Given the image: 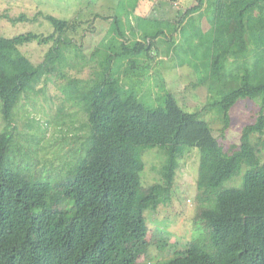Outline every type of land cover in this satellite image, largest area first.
<instances>
[{
    "label": "trees",
    "instance_id": "16d2710c",
    "mask_svg": "<svg viewBox=\"0 0 264 264\" xmlns=\"http://www.w3.org/2000/svg\"><path fill=\"white\" fill-rule=\"evenodd\" d=\"M140 1L134 0L130 15ZM181 12L175 18L137 16L148 19L142 30L130 15L125 23L115 13L88 55L72 36L83 20L43 11L0 14L14 24L42 16L53 27L46 35L0 34V264H150L140 259L152 261V246L164 252L168 239L151 241L145 213L172 201L181 160L193 149L199 153L195 232L186 251L152 264H264V0H194ZM194 17L196 30L188 33ZM160 22L162 28L152 27ZM160 38L166 51L158 47ZM34 42L51 43L38 63L21 50ZM159 49L175 60L172 67L189 65L199 73L197 83L208 90L203 109L184 110L171 92L152 107L142 102L141 86L154 75ZM86 67L90 76L83 78ZM52 81L63 94L56 120L70 116L69 106L86 117L84 150L67 163V177L56 181L34 169L16 121L23 99ZM241 99L261 108L243 127L239 146L226 150L202 113H215L224 135ZM29 117L26 128L37 130L31 135H44L51 121ZM27 137L28 144L41 138ZM156 147L161 178L146 186L144 153ZM243 168L241 185L223 186Z\"/></svg>",
    "mask_w": 264,
    "mask_h": 264
},
{
    "label": "rangeland",
    "instance_id": "374dc122",
    "mask_svg": "<svg viewBox=\"0 0 264 264\" xmlns=\"http://www.w3.org/2000/svg\"><path fill=\"white\" fill-rule=\"evenodd\" d=\"M119 1L121 2L120 6ZM133 3L134 0H0V14L8 13L16 16L25 13L32 17L38 11H43L64 19L78 18L83 20L85 23L78 33L72 34V36L85 47V53L88 55L107 34L115 13L123 16L125 23H128L129 10L132 8ZM192 4H194V0H176L173 4L168 0H141L137 5L135 16H130L135 19L138 28L142 30L148 25V19L140 20L137 16L156 19L163 16L175 18ZM106 16H109V18H102ZM194 18L195 21L193 20V23L187 25L188 33H192L194 29L196 30V17ZM203 25L205 28L210 26L208 15L203 17ZM154 26L152 25L154 29L162 28L161 22L158 27L157 25ZM27 31L46 35L53 31V27L42 16L39 17L37 22H19L17 24L12 23L7 18H0V34L4 36L10 37ZM136 31L139 32V30ZM164 39H158V47L166 51L167 44L163 42ZM179 40L178 38L177 41ZM50 46L51 43L41 45L34 42L22 46L21 50L34 63H38L44 59ZM160 49V56L153 60L151 72L154 75L141 86L143 90H146L145 94L141 93L139 96L142 102L148 108L152 107L157 105L156 100L161 99L164 93L171 92L184 110L197 111L203 109L208 98V90L205 85L197 83L200 79L199 73L189 65L172 67L175 60L162 57ZM90 72L91 69L86 67L81 77H89ZM164 80H166L167 88L163 86ZM38 88H44V83H41ZM141 88L138 89L141 91ZM61 99H63V94L58 89L57 84L52 81L48 84L46 90L40 91L38 96L32 95L30 98L23 99L21 105H19L16 119L19 131L23 133L19 137L21 146L25 151H31L30 158L37 162L34 169L41 172L43 179L51 181L67 177L64 174L67 170V163L76 160L82 154L86 138V130L82 129L86 117L78 106H69L68 113H70V116L65 115L64 119L56 120L55 115L58 114ZM260 108L261 104L258 101L239 100L231 109V124L224 135L221 133L223 125L215 113L203 112L202 116L212 125L224 148L231 150L232 147L239 146L243 127L255 121ZM30 111L32 114L28 115ZM28 116H30L29 120L36 117L43 121H51L47 132L39 136L31 135L37 130L26 128ZM62 121H64V124L61 123ZM27 136L29 138H41L37 143L28 144V141H26ZM159 152L160 149L156 147L149 148L144 153L143 158L146 166L142 177L146 186L157 182L161 178L158 172L161 162ZM261 157L264 160V145L261 147ZM198 166L199 153L196 149H193L188 157L181 160L172 201L160 205L156 211H146V219L151 230V241H156L163 235L168 239V248L163 252L154 244L149 254L152 261H150V258H141V262H149L150 264L164 262L177 253L188 249L189 242L195 232L193 218L195 215ZM244 171V168L241 169L236 175L227 179L223 186L241 185ZM159 229L167 232V234L159 232Z\"/></svg>",
    "mask_w": 264,
    "mask_h": 264
}]
</instances>
